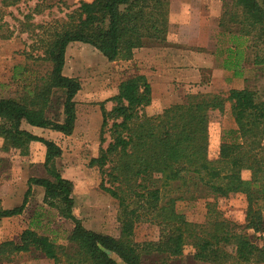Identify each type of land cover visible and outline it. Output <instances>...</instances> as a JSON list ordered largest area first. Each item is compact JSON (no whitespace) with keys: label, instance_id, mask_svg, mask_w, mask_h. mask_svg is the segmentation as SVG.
Here are the masks:
<instances>
[{"label":"trees","instance_id":"trees-1","mask_svg":"<svg viewBox=\"0 0 264 264\" xmlns=\"http://www.w3.org/2000/svg\"><path fill=\"white\" fill-rule=\"evenodd\" d=\"M19 1L10 0L5 6ZM229 1L235 12L225 15L237 28L228 33L231 46L225 50L222 68L235 77L243 76L244 55L251 49L252 65L264 73V0ZM168 13L169 0H91L80 2L58 28L34 34L42 47L40 60L50 65V73L35 77L21 98L0 99V152L25 156L30 143H41L49 178L28 179L22 203L0 209V219L21 215L35 185L44 189V202L71 221L73 228L65 244L27 228L17 241L0 244V258L35 253L54 264H116L111 255L124 264H146L150 257L149 264H264V99L257 91L243 88L230 89L225 96L189 95L183 103L147 116L144 109L151 103V86L138 74L121 82L116 95L105 101L112 103L110 110L100 103V142L105 133L110 141L90 160V166L107 178L109 187L102 182L100 189L117 201L118 238L81 225L72 213V183L53 166L61 150L20 127L25 122L70 135L76 120L74 97L81 86L77 79L62 74L68 45H89L108 62L129 61L135 49L165 45ZM20 69L14 68V78ZM57 92L62 94V122L46 116ZM225 103L236 129L222 136L218 157L210 160L209 112L223 111ZM243 172H248V179ZM171 185L179 192L194 188L223 198L244 195V227L238 230L217 219L207 226L188 222L176 211L175 200L164 198ZM141 223L158 228L156 241H134V228ZM245 230L263 234L260 245ZM186 245L193 252L184 255Z\"/></svg>","mask_w":264,"mask_h":264},{"label":"rangeland","instance_id":"rangeland-1","mask_svg":"<svg viewBox=\"0 0 264 264\" xmlns=\"http://www.w3.org/2000/svg\"><path fill=\"white\" fill-rule=\"evenodd\" d=\"M10 0H0V99H19L24 94V88L31 87L35 77H47L50 65L41 61L42 48L34 34L46 33L66 19L67 14L76 9L80 2L91 0H20L13 6H5ZM220 16L213 25V44L208 46L217 56V67L222 68L225 50L231 46L228 34L237 28L228 22L225 13L235 12L229 0H221ZM197 11L199 5L191 4ZM39 27H42L39 29ZM176 31L172 29V32ZM192 37H197L192 35ZM248 42H245L244 48ZM149 49L156 47H147ZM146 48L137 55L135 61L116 60L108 62L99 52L89 45L71 43L66 48L65 63L62 74L77 79L80 90L74 97L76 120L70 135L50 129L35 128L21 123V129L34 136L53 142L61 155L54 159L53 166L65 180L72 183V213L81 225L90 231L118 238L119 222L117 201L100 189L103 182L109 187L107 178L95 166H90V160L99 154L100 148H106L109 143L108 133L104 134V142H100L101 112L100 103L116 95L118 86L133 75H144L151 86V103L145 107L144 114L154 116L160 114L169 106L183 103L189 95H221L230 89L248 88L255 90L264 99V73L256 71L252 65L254 51L246 50V60L243 65L244 78L234 81L214 79L211 83L208 71H201L199 82H187L182 79V66H171V70H161L158 75L157 64L152 63ZM224 51V52H223ZM165 66V65H164ZM21 69L18 78H14V68ZM164 68V67H162ZM229 73L231 71L224 70ZM192 78V77H191ZM226 78V76H225ZM32 82V83H31ZM62 94L57 92L52 100L46 116L54 121L62 122L60 105ZM104 107L110 110L111 102H105ZM209 144L210 160L218 157V147L222 136L236 129L230 114L229 104H224L221 112H209ZM2 140L0 138V147ZM45 147L41 143H30L28 153L21 156L16 151L0 152V209L6 210L19 206L27 190L30 178H49L43 167ZM242 177L248 179V172ZM26 207L19 216L0 219V244L6 241H17L22 231L34 229L38 234L55 239L58 244H65L66 237L73 228V223L60 217L57 210L44 202V189L33 185ZM182 188L179 192L175 185L166 188L164 198L175 200V209L188 222L197 226L209 224L213 220L227 221L236 229L245 225L246 200L242 194L229 195L226 198L198 192V189ZM197 190V191H195ZM179 192V193H178ZM183 192V193H182ZM180 197V198H179ZM264 214V212H263ZM249 238L260 245L263 234L251 230L243 231ZM133 239L136 243L156 241L158 228L150 224H138L134 228ZM230 250V249H229ZM189 245L184 248V255L192 253ZM115 258L114 255H111ZM153 259V258H152ZM150 260L145 263L149 264ZM179 261L169 264H179ZM0 264H54L53 261L35 253H22L8 259L0 258Z\"/></svg>","mask_w":264,"mask_h":264},{"label":"crops","instance_id":"crops-1","mask_svg":"<svg viewBox=\"0 0 264 264\" xmlns=\"http://www.w3.org/2000/svg\"><path fill=\"white\" fill-rule=\"evenodd\" d=\"M191 4L201 6L195 11ZM221 0H169L168 31L164 46L149 49L147 52L152 63L157 64L158 75L161 70H171V66L185 67L182 69L181 77L187 82H199L201 71H208L211 83L214 79H228V81L238 80L245 76L235 77L233 72H224L217 67V56L208 46L213 44L210 31L213 25L206 26V22H214L220 16ZM172 29L176 31L172 32ZM196 35L197 37H192ZM144 48L133 50L132 61L137 59L139 51ZM129 60V61H131ZM165 65V66H164ZM164 67V68H162ZM244 74V73H243ZM226 76V78H225ZM192 77V78H191ZM116 264H124L118 257L113 258Z\"/></svg>","mask_w":264,"mask_h":264}]
</instances>
